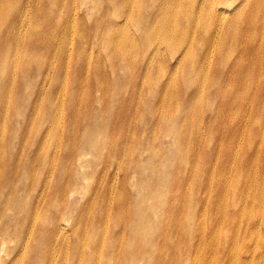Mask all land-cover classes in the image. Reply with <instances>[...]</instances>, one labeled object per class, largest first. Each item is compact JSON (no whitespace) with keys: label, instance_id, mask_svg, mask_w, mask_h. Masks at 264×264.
Here are the masks:
<instances>
[{"label":"rangeland","instance_id":"1","mask_svg":"<svg viewBox=\"0 0 264 264\" xmlns=\"http://www.w3.org/2000/svg\"><path fill=\"white\" fill-rule=\"evenodd\" d=\"M116 1L21 3L31 32L11 33L6 41L5 34L0 36V176L22 179V188L30 190L32 201L39 191L31 190V180L48 177L62 183L60 204L64 216L69 211L73 213L74 219L66 223V229L71 236L75 233V246L68 245L72 241L64 238L63 245L44 248L45 259L50 258L48 264H124L127 252L121 230L123 224L137 219L138 208L144 215L148 213L149 219L166 208L173 212L176 239L186 238V232L193 230V251L186 257L190 264L195 255L194 244L204 233L203 223L210 221L215 207L219 215L221 184L226 185L227 191L235 185L243 156L246 162L254 161L253 166L243 168L252 179L258 178V172L251 169L264 165V149L260 154L256 152L264 148V0H244L236 11L240 18L234 29L236 47L224 49V57L218 61L219 68L210 81L212 72L206 73L207 85L197 69H204L205 63H200L195 55L183 56V49L162 58L154 51L156 46L150 48L138 40L135 47L142 54L135 52L134 58L129 59L128 54L105 47V35L126 18L123 6L114 9L112 4ZM54 3L57 6L52 11ZM207 3L210 8L217 5L221 9L219 0ZM151 9L152 6L147 10L148 16ZM39 10L47 14L36 18ZM46 17L53 21L51 28L59 26L62 31L55 44L43 49L33 33L51 29L44 26ZM92 22L96 25L94 33L90 31ZM103 23L105 26L100 28ZM122 26L117 27L114 36L124 32ZM178 60L179 64L175 63ZM150 61L157 65L152 72ZM17 62L24 65L11 80V75L4 74V65L14 67ZM237 62L242 65L234 69L235 75H246L251 83V94L241 97L238 92L243 85L229 79ZM164 65L169 69L164 70ZM60 86L64 100L61 121L53 124ZM192 128L195 136H191ZM250 137L253 143L247 144ZM163 144V153L168 154L163 157L168 180L162 179L158 167H152V173L143 172L145 165L143 171L139 168L143 161L147 162L144 148L157 155L162 151L156 148ZM129 154H138V172L126 167ZM159 159L157 155L154 161ZM243 199L247 201L246 195ZM7 205L4 196L0 209ZM48 213L55 216V211ZM108 214L107 248L98 241L90 247L84 245L98 226L106 229ZM163 221V216L154 221L157 239L164 230L160 228ZM213 225L222 223L218 219ZM0 228V264H9L14 253H18L16 246L21 240L14 226L0 223ZM52 230L46 226L43 232L50 235ZM96 234L93 232V236ZM135 240L136 249H149L147 243L138 244V237ZM34 246L27 250L33 251ZM163 250L169 253L168 248ZM206 260L207 256L202 264H207ZM152 261L160 263L156 256Z\"/></svg>","mask_w":264,"mask_h":264},{"label":"bare ground","instance_id":"2","mask_svg":"<svg viewBox=\"0 0 264 264\" xmlns=\"http://www.w3.org/2000/svg\"><path fill=\"white\" fill-rule=\"evenodd\" d=\"M23 1L0 0V36L5 34L4 41H6V36L11 35V33L27 35L31 32L30 26L25 23L27 14L21 9ZM150 1L151 3H140L138 0H117L115 4H112L114 9L123 6V14H126V18L121 22L119 21V24L114 26L115 29L110 34L105 35L108 42L104 46L109 47L111 50H120L124 55L128 54L129 59L134 58L132 54L135 52L142 54V51L135 47L138 40H141L139 41L142 42L141 44L150 48L153 45L156 46L154 51L156 54L163 55L162 58H164V55L179 53L180 49H183V56L195 55L200 63H205L203 64L204 69H200L199 66L197 69L201 80L205 81V85H207L206 73L212 72L208 77L210 81L219 68L218 61L224 57L226 51L224 49L236 47L233 39L236 34L234 29L235 24L239 23L240 19L236 11L240 9L245 1L219 0L221 9L216 8L217 5L210 8L207 0H201V3L200 0ZM56 6L57 3H54L52 11ZM151 6L152 9L148 16L147 10ZM43 9L49 12L45 8ZM138 10H141V13ZM46 14H42L39 10L36 13V18H41ZM84 24L86 27L88 26L87 23ZM105 24L103 23L100 28H103ZM46 25H48V28L53 26L51 18L46 17L44 19V26ZM108 25L113 24L108 23ZM120 25H123L124 32L121 35L114 36L115 30ZM138 26L141 28L138 29ZM78 27H82V24H79ZM95 28L96 25L92 22L90 25L91 33L96 31ZM100 28L98 29L99 32ZM61 31V28L56 26L47 32L35 31L33 35L35 39L41 41L38 46L47 49L50 44L57 42ZM189 35H191L190 39L188 38ZM228 38L231 39L228 40ZM58 41L60 40L58 39ZM6 59L8 62L11 61L9 55L6 56ZM23 65V62H17L14 67L5 64L4 74L11 75V80H13V77ZM183 65L185 66L186 63ZM241 65L238 62L235 63L229 77L231 81H238L239 84L243 85L239 90L240 92H238V97L243 94H251L248 88L251 85L248 76L235 75L234 69ZM149 66H151L150 72H152L157 65L150 61ZM166 67L164 65V70ZM167 69L169 68L167 67ZM242 70L245 71L246 69L243 67ZM260 74L262 78V69ZM62 94L63 90L60 86L53 109V124H59L61 121V110L64 103ZM191 131V136H195L193 128ZM262 134L264 135V131ZM44 139L40 143V148ZM252 141L253 137H250L247 144L253 143ZM0 142H2V137H0ZM196 143H198V146L200 145L198 140ZM86 144L89 143L85 142ZM129 147H131V144H129ZM156 149L162 151L157 154L160 159L154 161L157 155L151 154L149 148H144V151L148 153L147 162L145 164L143 161L139 168L143 171L145 165V171L143 172L152 173V167H158L162 179L168 180L167 170L163 164V157H168V154L163 153L164 144ZM263 149L262 146L260 150H256L257 154H260L259 152ZM161 154L163 155L161 156ZM129 155L130 161L126 164V167L134 168L138 172V154ZM80 161H83V158ZM247 165L253 166L254 161L246 162L243 156L238 166L235 185H230L227 191L226 185L221 184V197L218 202L219 215L215 207L210 221L203 223L204 233L202 232L201 236L198 237V244H194V249L196 247L195 255H193V263L189 261L190 264H194V259L197 260V264H202L206 256L207 264H264V165L260 167L261 170L259 166L251 169L258 172L257 179L250 178L245 172L243 168ZM6 180H8V183L5 185ZM21 181L22 179L14 180L0 176V199L6 196L8 200V205L0 209V223H5L6 226H14L19 236L18 240H21L18 245L16 244L18 253H14L9 264H24L30 260L32 264H48L50 258L45 259L44 248H51L58 243L63 245L64 238L72 241L68 242V245L75 246V233H73L74 236H71V231L66 229V223L70 222V219H74L73 213L69 211L64 216L60 204V202H63L61 182L48 177L42 178V180H31V190L39 191L38 196L32 201L29 199L30 190L23 189ZM215 181V179H212V182ZM261 182L262 185H259ZM246 186L249 188L257 187L258 190H247ZM243 195H246L247 201H244ZM215 199H217V196H215ZM223 202H225V209H223ZM51 211H55V216L48 213H51ZM163 211L165 212L156 213L154 219H149L148 213L144 215V211L138 208V215L135 216L137 219L129 224H123L121 230L122 245L127 252L123 258L124 264H152L153 256L159 259V264H187L186 257L193 251H191L193 230L189 229L186 232V238L176 239L174 213L169 212L168 208ZM162 216L164 221L160 228L164 230L160 232L159 239H157L158 229H155L154 221ZM218 219L222 225H213L214 221ZM107 220L106 229L104 226H98L93 231L97 234L93 236L92 232L89 242L84 245L90 247L93 246L94 241H98L100 246L107 248V241L110 236L109 214ZM224 224L227 225L224 226ZM46 226L53 229L50 235L43 232ZM127 231H129V235ZM137 237L138 244H148V250H142L140 247L135 248ZM32 240L37 241V243H31ZM31 245H35L33 251H28L27 247ZM163 247L168 248L169 253L168 250L165 252ZM32 256H34L33 260L31 259Z\"/></svg>","mask_w":264,"mask_h":264}]
</instances>
